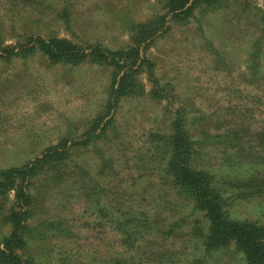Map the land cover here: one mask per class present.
<instances>
[{"label": "rangeland", "instance_id": "obj_1", "mask_svg": "<svg viewBox=\"0 0 264 264\" xmlns=\"http://www.w3.org/2000/svg\"><path fill=\"white\" fill-rule=\"evenodd\" d=\"M163 2L0 0V174L59 154L30 187L36 232L26 250L37 264L201 257L203 212L165 172L161 138L177 117L197 167L226 186L230 218L264 222V187L237 197L241 180L264 174V0H219L183 18ZM36 37L87 57L52 63L29 49ZM131 69L134 92L110 101L113 79ZM16 204L13 186L0 194V237ZM241 263L231 245L201 264Z\"/></svg>", "mask_w": 264, "mask_h": 264}, {"label": "trees", "instance_id": "obj_2", "mask_svg": "<svg viewBox=\"0 0 264 264\" xmlns=\"http://www.w3.org/2000/svg\"><path fill=\"white\" fill-rule=\"evenodd\" d=\"M219 0H164L162 7L168 8L173 18H183L191 15L198 6L199 9L213 5ZM212 7V6H211ZM161 22L162 16H156ZM151 21L142 23L141 26H149ZM39 47L44 55L52 63H70L77 65L87 56L84 52L73 49L62 39L47 38L42 40L36 37L35 42L29 48L34 50ZM8 49V47H0ZM97 51V49H94ZM123 73L109 87V97L115 101L121 95L134 92V84L125 81L132 77L134 71ZM118 82V83H117ZM117 84V85H116ZM111 103V102H110ZM108 108V105H107ZM110 109V107H109ZM168 156L165 163V172L172 174L173 185L181 193L187 195L192 202V208L201 210L206 220V229L200 238L201 257L194 259L193 264H201L214 253L228 249L231 245L240 254L241 264H264V222L250 219H233L227 212L228 201L224 196L226 186L221 187L216 183L213 175L205 169L197 167L198 154L191 136L185 129L183 119L175 118L171 122V133L161 138ZM59 155L53 149L29 165L2 171L3 181H0V194L4 195L10 187L16 190L17 208L11 206L2 217L5 223L10 225V232L0 237V264H37L34 257L27 254V243L33 238L29 218L34 216L37 198L32 195L31 186L35 185L51 156ZM67 156V153L65 154ZM64 156V155H63ZM19 179V184L17 183ZM26 180V182H22ZM33 180V181H32ZM8 184V185H7ZM231 183L230 186L233 187ZM246 185L237 197L245 199L260 195L264 187V174L251 175L243 179L240 186ZM35 202V203H34ZM51 225H53L51 223ZM172 226L168 230H172ZM36 232V231H35ZM25 254V255H24Z\"/></svg>", "mask_w": 264, "mask_h": 264}]
</instances>
